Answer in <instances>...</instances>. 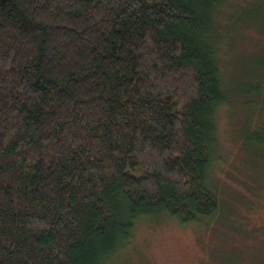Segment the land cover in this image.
Instances as JSON below:
<instances>
[{
  "label": "trees",
  "instance_id": "1",
  "mask_svg": "<svg viewBox=\"0 0 264 264\" xmlns=\"http://www.w3.org/2000/svg\"><path fill=\"white\" fill-rule=\"evenodd\" d=\"M227 1L0 0V264H111L145 220L220 223L233 109L264 156L257 22Z\"/></svg>",
  "mask_w": 264,
  "mask_h": 264
},
{
  "label": "rangeland",
  "instance_id": "2",
  "mask_svg": "<svg viewBox=\"0 0 264 264\" xmlns=\"http://www.w3.org/2000/svg\"><path fill=\"white\" fill-rule=\"evenodd\" d=\"M228 1L234 8L245 0ZM259 2L264 0H249L234 11V17L245 16L247 24L257 22V28L250 25L247 29L244 42L252 51L249 56L264 59L260 48L264 45V6L259 7ZM216 25L220 20L216 19ZM242 29L234 39L241 37ZM248 112L246 107L235 108L229 127L225 118L220 123L222 157L214 176L224 197L232 200L223 209L220 223L202 227L169 218L145 220L137 224L130 246L111 264H264V156L243 140L247 122L253 123L248 121ZM247 181L261 184L253 186Z\"/></svg>",
  "mask_w": 264,
  "mask_h": 264
},
{
  "label": "flooded vegetation",
  "instance_id": "3",
  "mask_svg": "<svg viewBox=\"0 0 264 264\" xmlns=\"http://www.w3.org/2000/svg\"><path fill=\"white\" fill-rule=\"evenodd\" d=\"M262 224H264V223H262ZM262 227V226H261Z\"/></svg>",
  "mask_w": 264,
  "mask_h": 264
}]
</instances>
